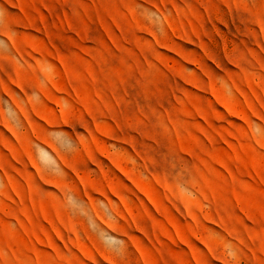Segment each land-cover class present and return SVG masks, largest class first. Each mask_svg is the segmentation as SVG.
Returning a JSON list of instances; mask_svg holds the SVG:
<instances>
[{"label":"rangeland","instance_id":"1","mask_svg":"<svg viewBox=\"0 0 264 264\" xmlns=\"http://www.w3.org/2000/svg\"><path fill=\"white\" fill-rule=\"evenodd\" d=\"M0 264H264V0H0Z\"/></svg>","mask_w":264,"mask_h":264},{"label":"bare ground","instance_id":"2","mask_svg":"<svg viewBox=\"0 0 264 264\" xmlns=\"http://www.w3.org/2000/svg\"><path fill=\"white\" fill-rule=\"evenodd\" d=\"M9 9V8H8Z\"/></svg>","mask_w":264,"mask_h":264}]
</instances>
